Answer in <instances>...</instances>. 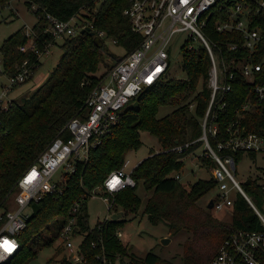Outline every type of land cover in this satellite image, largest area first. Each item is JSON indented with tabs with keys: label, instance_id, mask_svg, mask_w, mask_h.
Segmentation results:
<instances>
[{
	"label": "trees",
	"instance_id": "16d2710c",
	"mask_svg": "<svg viewBox=\"0 0 264 264\" xmlns=\"http://www.w3.org/2000/svg\"><path fill=\"white\" fill-rule=\"evenodd\" d=\"M11 1L0 0V12L4 7L10 6ZM96 2L97 0H25L29 8L36 6L34 13L40 17L36 24L40 47L44 48V40L53 41L51 34L43 33L46 13L69 19L85 9L95 29H103L108 36L116 38L126 53L136 49L143 36L133 30L129 18L124 14L130 0H103L99 5ZM226 16L225 9L215 5L204 31L213 45L221 46V57L230 59L240 53L230 50L228 44L242 42L243 39L236 30L222 32L217 29L218 22ZM28 40L26 30L22 27L0 46L4 71L9 76L17 72L18 66L27 57H30L32 63H40L37 54L20 49ZM61 47L62 57L46 85L23 102L13 100L11 107L2 114L0 205L13 200L21 176L37 161L65 125L74 117L86 116L89 95L116 60L115 53L105 43L99 44L96 36L89 31L66 38ZM183 56L184 69L188 74L186 78L167 77L143 89L133 99L136 104L126 106L119 122L104 136L100 144L92 148L89 160L78 162L76 171L62 179V192L47 194L39 201L32 202L33 214L27 227L19 235L21 247L8 262L2 264H26L43 247L53 245L69 218L75 214L79 230L87 231L81 248L90 259L96 257L100 245L95 246V243L102 239L109 254L122 253L123 264H174L154 251L139 256L133 245L117 236V231L125 221L124 217L140 209L141 199L136 190L141 180L146 189L152 191L144 208L150 222L155 225L166 223L174 235L183 231L193 234V238L185 243L184 264H210L223 241L237 229L264 230L261 218L243 196H239L233 206L231 222L219 219L212 209L199 204L198 201L216 187V181L212 177L200 178L192 184H186L176 177L185 164L184 157L202 142L197 140L183 151L174 147L196 140L202 135L201 117L206 113L212 94L209 86L212 62L207 47L200 44L189 48L185 44ZM245 88L246 85L240 83L233 92L244 93ZM193 101L196 102L194 109L190 107ZM162 106L175 108L159 117ZM233 107L234 103H231L229 110ZM226 123V120H221V127L224 128ZM251 129L257 128L252 125ZM142 131L149 132L157 139L158 148L152 147L149 155L135 166L133 176L136 186L128 187L116 195L114 209L124 210L125 216L119 220L100 221L91 228L88 212L91 192L96 186L103 184L113 170L124 164L131 150L143 145ZM64 133L66 137L70 134L67 131ZM201 159L204 164H213L210 158L201 156ZM244 187L256 204L264 208V190L260 184L247 180ZM78 201L81 203L80 208L74 214L72 208ZM49 222L53 223L49 228L51 234L44 237L38 233L32 238L33 233L39 232ZM58 264L73 263L62 259Z\"/></svg>",
	"mask_w": 264,
	"mask_h": 264
},
{
	"label": "built area",
	"instance_id": "2783aa9c",
	"mask_svg": "<svg viewBox=\"0 0 264 264\" xmlns=\"http://www.w3.org/2000/svg\"><path fill=\"white\" fill-rule=\"evenodd\" d=\"M102 1L97 0L96 4ZM215 5L227 13L226 18L218 22L217 29L222 32L236 30L243 39L242 42L228 44L230 50L240 53L230 59L221 57V46L213 45L204 31ZM85 12L82 9L69 19L46 13L43 33L51 34L53 41L44 40L45 46L41 48L39 33L31 28L26 31L29 40L20 49L35 53L40 59L58 40L76 36L88 27L87 31H94L95 36L105 43V38L109 37L106 31L95 29ZM124 14L143 40L136 49L123 56L114 52L117 60L89 95L86 116L74 117L65 125L21 176L13 200L0 205V264L8 262L20 249L19 235L33 214L32 202L47 194L61 193L62 179L76 171L78 162L89 160L92 148L100 144L119 122L128 103L146 87L169 77L175 41L179 34L184 33L186 38L182 48L185 44L189 48L203 44L208 49L212 62L209 72L212 94L206 113L201 117L202 135L196 140L178 144L174 149L183 151L201 140V145H204L201 156L213 160L212 178L217 188L214 208L218 211L230 208L233 211L235 202L243 196L264 224V208L256 204L244 187V182L254 180L264 190V166L258 167L261 169L258 177L242 182L236 176L237 163L245 156L264 160V0H130ZM37 19L40 20V17ZM111 38L118 43L116 38ZM36 65L27 57L17 72L9 76L8 91L27 80ZM240 83L246 85L244 93L234 94L235 86ZM5 95L7 91L0 96V122L2 114L12 105ZM231 103L234 107L229 110ZM195 106V101L190 103L192 109ZM221 120L227 122L224 128L221 127ZM252 125L257 129H251ZM65 131L70 133L68 137ZM127 165L128 160H125L91 192V196H100L108 205L109 214L104 222L112 219L110 215L115 211L117 193L137 184L133 176L136 165L132 169H127ZM62 166L66 171L59 180L55 176ZM176 177L181 178V174L177 173ZM80 204V201L75 203L72 208L74 214ZM80 231L75 214L59 235L68 250L65 259L73 264H123L122 253L109 254L102 239L95 243V246L100 245L96 257L90 259L81 248V243L77 245L74 241V235ZM117 236L124 240L121 229L117 231ZM4 241L14 245L11 251L4 246ZM210 264H264V230H235L220 245Z\"/></svg>",
	"mask_w": 264,
	"mask_h": 264
},
{
	"label": "rangeland",
	"instance_id": "374dc122",
	"mask_svg": "<svg viewBox=\"0 0 264 264\" xmlns=\"http://www.w3.org/2000/svg\"><path fill=\"white\" fill-rule=\"evenodd\" d=\"M34 10L35 7L33 6V8H29L25 3V0H12L10 6L3 8V11L0 12V46L6 38L22 27H24L26 31L31 28L38 29L36 28V24L39 20L37 19ZM185 38V33L177 36L174 52L171 56L172 64L168 75L169 77L186 78L188 76L187 71L184 69L182 48ZM64 41L65 39L58 40V42L52 46L50 52L43 53L40 56V63H36L37 65L33 73L34 75H30V77L24 82L14 85L9 91L6 88V86L10 84L9 75L4 71V58L0 50V96L7 91L5 97L8 100H18L23 102L26 98L36 94L39 88L46 85L52 71L58 65L63 54L61 44ZM105 45L110 51L115 52L118 56H123L126 53L125 49L120 44L114 43L110 36L105 38ZM31 76L33 77L31 78ZM135 104L136 102L132 99L127 107ZM174 108V106H162L159 110L158 116L162 117L171 112ZM141 138L144 142L143 145L139 149L131 150L126 156V160H128L127 169H132L147 157L152 147H155L156 149L158 148L157 139L149 132L142 131ZM203 150L204 145H200L184 157L185 164L180 172V179L182 182L192 184L200 178L212 177L213 164L208 165L202 162L201 154ZM259 166H264V160L261 158L254 159L245 156L237 163L236 176L242 182L251 177H258L261 174V169L258 168ZM65 171V167H60L55 177L60 180L65 175ZM136 192L141 199V206L138 212L124 217L125 221L122 224L123 226L121 227V230L124 234L123 238L125 243L133 245L134 251L139 256H144L149 251H154L161 255L162 258L171 260L174 264H184L183 255L185 243L188 239L193 238V234L183 231L181 234L174 235L170 232L166 223L162 222L157 225L151 223L148 215L144 213V208L152 191L147 190L144 182L141 180ZM212 197H217V188L211 190L198 202L200 205L208 207V202ZM88 212L90 215L89 226L94 228L100 221H104L109 214L108 205L100 196H91L88 200ZM212 212L215 216L225 222H231L233 219V211L230 208H224L221 211L213 208ZM52 222L44 225L39 232L33 233L32 238L38 233L44 237L51 234L49 228L52 226ZM86 232L87 231H80L74 235V241L77 245L83 241ZM164 236L171 238L170 243L167 245L161 243V239ZM67 254L68 250L58 237L52 246L43 247L38 255L30 259L26 264H58L60 260L65 259Z\"/></svg>",
	"mask_w": 264,
	"mask_h": 264
},
{
	"label": "water",
	"instance_id": "95a60500",
	"mask_svg": "<svg viewBox=\"0 0 264 264\" xmlns=\"http://www.w3.org/2000/svg\"><path fill=\"white\" fill-rule=\"evenodd\" d=\"M88 28H89V27H88ZM88 28H87V29H88ZM87 29H86V28L83 29L82 32H86ZM90 33H91L92 35H95L94 31H90ZM96 39H97V41H98L99 44H101V45L104 44V41H103L101 38H99V37L96 36ZM114 56H115V55H114ZM178 142H179V140H177V143H178ZM207 206H208V208H210V209H213V208H214V206H215L214 197L210 198V200H209ZM110 216H111V218H112L113 220H119V219H122V218L125 216V211H124V210H115L114 212L111 213ZM170 241H171V238H170V237H167V236H164V237L161 239V243H162L163 245H167V244H169Z\"/></svg>",
	"mask_w": 264,
	"mask_h": 264
},
{
	"label": "snow or ice",
	"instance_id": "6c2138e0",
	"mask_svg": "<svg viewBox=\"0 0 264 264\" xmlns=\"http://www.w3.org/2000/svg\"><path fill=\"white\" fill-rule=\"evenodd\" d=\"M3 244L9 251H11L12 247H14V245H12L9 241H4Z\"/></svg>",
	"mask_w": 264,
	"mask_h": 264
}]
</instances>
